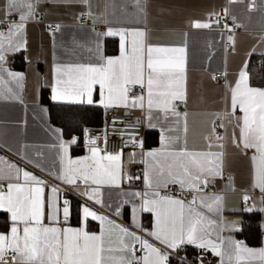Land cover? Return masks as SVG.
Instances as JSON below:
<instances>
[{
    "label": "snow or ice",
    "instance_id": "obj_1",
    "mask_svg": "<svg viewBox=\"0 0 264 264\" xmlns=\"http://www.w3.org/2000/svg\"><path fill=\"white\" fill-rule=\"evenodd\" d=\"M41 2L4 0L0 9V99L24 104L26 73L14 71L7 64L10 55L28 51L26 28L38 19ZM79 2L89 6V10L78 19L87 16L95 25L90 0ZM236 2L229 0L230 4ZM134 3L143 13V0ZM254 4L252 0L249 10ZM228 14L225 8L224 16ZM223 18L212 12L207 20H191L189 26L209 29L213 24L219 25ZM231 19L236 27L241 26L235 23V16ZM61 27L55 25V32H50L53 38ZM223 27L232 32L227 24ZM91 31L87 43L73 38V48L64 49L71 56H77L76 49H82L85 58L67 62L57 58L51 65L50 101L95 105L106 111L138 109L145 114L148 127H159V147L146 150L142 140L125 132L121 138L127 136L128 140L123 147L109 151L106 131L93 135L84 127L80 134L65 139L61 127L46 125V131L55 137L56 142L49 147L56 150L58 169H45L38 159L23 152L17 154L33 167L47 170L67 189L51 185L42 176L0 156V212L7 214V230L0 231V264H209L205 253L219 257V264H252L255 260L264 264V247L251 248L243 240L222 234L226 230H241L243 222L226 220L222 214L224 195L207 191L217 178L224 177L225 137L217 132L216 122L204 137L205 149L188 147V112L180 110L188 102L187 33L182 45H158L149 43L146 29L108 26L103 32H96L95 28ZM105 37L119 38V55L103 54ZM227 41L235 51L234 36L228 35ZM23 59L39 84L42 77L39 69L32 67V58L25 55ZM223 75L226 77L227 72ZM225 86L230 111L217 114L219 127H225V117L229 124L235 120L231 142L245 153L252 152V187L261 193L259 204L245 193L242 210L264 216V88L250 86L247 61L235 81H226ZM36 103L39 113L46 117L49 109L40 105L39 99ZM237 110L241 115H236ZM154 114L158 123H152ZM115 123L114 119L113 127ZM181 125L183 139L179 135ZM81 137L86 154L73 158L69 150L80 143ZM129 146L133 151L125 160L124 148ZM35 156L39 158L43 153L37 152ZM126 163H141L144 167L140 174H134L126 169ZM141 180L142 190H125V184L131 187ZM228 181L226 187L230 188L231 176ZM173 187L178 191L172 192ZM106 188L117 190L115 200H105ZM66 192L76 193L83 201L75 208L76 226L70 223L73 201ZM112 195L108 193L109 197ZM97 205L105 211H99ZM126 205L131 209L130 225L119 221ZM144 213L151 215L150 227L140 220ZM89 221H97L99 230L91 231ZM259 227L264 231V219ZM188 246L196 250L191 259L186 251Z\"/></svg>",
    "mask_w": 264,
    "mask_h": 264
},
{
    "label": "crops",
    "instance_id": "obj_2",
    "mask_svg": "<svg viewBox=\"0 0 264 264\" xmlns=\"http://www.w3.org/2000/svg\"><path fill=\"white\" fill-rule=\"evenodd\" d=\"M4 0H0V9ZM252 0H237L236 3H229V0H143L144 11L141 13L134 3V0H90V10L92 11L96 24L92 20L89 23L77 22V17L81 13H86L89 6L80 3L79 0H42L38 6V13L42 15L41 20H34L28 23L25 38L27 40L28 51L10 55L7 66L14 71L26 73V82L23 90L24 104L15 100L0 99V156L33 171L36 175L42 176L51 185H59L60 182L48 175V171H42L28 164L17 153L23 152L28 157L38 159L45 169L59 167V159L56 150L49 147L54 144L55 137L46 131V125L58 127L51 123L48 118L39 113L37 99L42 106L48 108L44 97L50 101V88L48 83L51 79V65L58 58L62 62L75 61L78 57L83 59L86 53L82 49H76L77 56H71L65 52V48H73L72 40L75 38L81 43H87L92 37V29L96 32H103L108 26L119 28H141L148 31V41L158 45H182L187 33V105H181L180 110L188 112L187 143L189 148L205 149L206 141L204 137L211 133V122L217 114L230 111V99L226 88L227 82H234L240 68L245 61L248 62L249 84L252 87L264 88V0H255V4L249 10ZM229 11L228 15L236 17V24L241 25L235 31L224 32L211 29H193L189 26L191 20H207L209 13H224V9ZM18 19V17H11ZM109 23L105 24L103 21ZM47 23L60 24V32L55 33V38L50 32L44 30ZM223 32V36H221ZM228 35L235 38V51H232L230 44L225 52L224 42ZM102 50L105 56L119 55V38L105 37L102 41ZM254 50V51H253ZM249 53H252L249 55ZM29 55L32 58V67L38 68L42 79L39 84L35 76L29 71V65L23 57ZM256 68L259 71L256 72ZM214 72H221L222 78L214 81L210 75ZM227 72V76L223 75ZM259 73V78L257 74ZM95 106V105H93ZM99 107V106H97ZM102 109V107H99ZM144 117L142 124L144 127L143 140L145 149L159 147V127H148V121ZM236 115L241 113L237 110ZM224 128H221V136L225 137L224 151L225 168L224 177L217 178L214 189L209 193H219L224 195L223 217L228 220H241L248 215L242 209L244 204L242 197L245 193L251 195L259 204L261 193L259 189H253V166L250 160L251 151L247 153L238 149L231 142V133L235 126L228 123V118H224ZM152 123H158L155 114ZM93 135L98 134L99 127H87ZM237 135H238V129ZM182 139L184 137L183 125L179 132ZM69 138V137H68ZM65 138V139H68ZM214 143L215 140L213 141ZM26 146V147H25ZM69 154L76 158L86 154L83 145V137L79 144V151H72ZM217 150V149H213ZM131 148L124 149V158L127 160ZM136 152L139 150L135 149ZM42 152L43 156L37 158L35 154ZM139 159V157H137ZM55 162V163H54ZM126 169L134 173L135 167H140V174L144 167L141 163H126ZM231 176V187L228 188V177ZM6 183V182H5ZM125 190H142L143 183L136 181L131 187L124 185ZM105 200H115V189H105ZM113 193L112 197L108 193ZM69 199L73 201V216L70 223L76 226L78 218L75 212L76 206L83 202L82 198L73 192H66ZM99 211L105 209L95 206ZM237 209L238 211H233ZM3 213V212H2ZM131 209L126 205L120 222L130 225ZM264 219L259 213H255L254 220L256 228L254 233H243V224L239 231H225V236L231 235L235 239L243 240L248 247H264V231L259 227ZM145 227H150L151 215L144 213L140 217ZM7 214L0 216V231H6ZM89 229L98 231L97 221H89ZM191 247V246H188ZM219 258V257H218ZM246 264V262H245ZM252 264H260L255 260Z\"/></svg>",
    "mask_w": 264,
    "mask_h": 264
},
{
    "label": "built area",
    "instance_id": "obj_3",
    "mask_svg": "<svg viewBox=\"0 0 264 264\" xmlns=\"http://www.w3.org/2000/svg\"><path fill=\"white\" fill-rule=\"evenodd\" d=\"M222 17H224L221 20V23L219 25L213 24L211 30H219V31H224L228 32L226 29H224V24H227L229 27L232 28V31H235L237 27L234 25L233 20L231 19V15L224 16V13L221 12L219 13ZM81 15V14H80ZM78 15V17H80ZM42 15L39 14L38 16V21L41 20ZM77 17V22L79 23H89V20L86 16H84L82 19H78ZM49 25H52L53 27L49 29ZM55 29V24L53 23H47L44 25V30L46 32L53 31ZM230 44L228 42H224V47L229 48ZM213 76H215V79H213ZM211 79L214 81H217L222 78V73L221 72H214L210 75ZM143 112H141L138 109H131V110H125L123 108H115L111 110H105L101 109V124L98 128V134L97 135H102L105 131L107 132L108 136V150L109 151H114L118 150L120 147H123L124 143L128 140L127 136H124L123 139L121 138V134L128 132L132 133L136 136V139L138 140H143V131L144 127L142 124L143 120ZM116 120L115 127H113V120ZM216 122V130L217 132L221 135V128L219 127L220 121L217 120V117L213 119L211 122V127L213 128L214 124L213 122ZM128 125H135V127H128ZM131 148V146L126 147L124 149ZM139 150V149H137ZM140 171V167H135L134 168V173H138ZM60 184L61 189H67V186ZM214 189V186H210L207 191H211ZM172 192L178 191L175 187L171 189ZM74 193V192H73ZM76 194V193H75ZM77 195V194H76ZM188 195V194H186ZM79 196V195H78ZM80 197V196H79ZM188 198L190 199V195H188ZM187 253L189 254V259H191L193 256L196 254V250L192 247H188L186 249ZM184 253H181L183 255ZM205 257L209 264H219V258L211 255L210 253H205ZM175 264V262H173Z\"/></svg>",
    "mask_w": 264,
    "mask_h": 264
},
{
    "label": "trees",
    "instance_id": "obj_4",
    "mask_svg": "<svg viewBox=\"0 0 264 264\" xmlns=\"http://www.w3.org/2000/svg\"><path fill=\"white\" fill-rule=\"evenodd\" d=\"M256 72L259 68L255 69ZM257 78H259V73ZM48 105V118L51 123L61 127L64 130V138H68L72 134H80L84 127H99L101 124V109L93 105H69V104H53L44 97ZM80 144V143H79ZM79 144L74 145L72 151H79ZM3 213L0 212V216ZM255 213H248L243 219V233H254L256 223L254 220Z\"/></svg>",
    "mask_w": 264,
    "mask_h": 264
}]
</instances>
